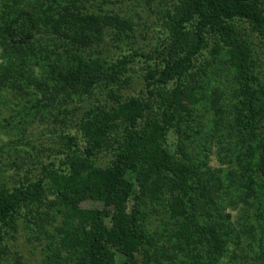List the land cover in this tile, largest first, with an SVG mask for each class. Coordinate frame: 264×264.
I'll list each match as a JSON object with an SVG mask.
<instances>
[{"label":"trees","instance_id":"trees-1","mask_svg":"<svg viewBox=\"0 0 264 264\" xmlns=\"http://www.w3.org/2000/svg\"><path fill=\"white\" fill-rule=\"evenodd\" d=\"M242 20L262 34L264 1L182 0L153 52L113 57L133 22L102 2L0 0V102H33L64 142L62 159L33 157L39 167L23 179L0 173V264L7 228L23 211L41 214L46 236L53 228L44 264L264 257V73ZM210 38L212 62L199 61ZM134 56L154 59L143 92L125 97ZM218 67L232 71L228 89L213 78ZM102 92L108 107L94 100ZM213 146L225 166H209ZM102 151L112 156L105 164ZM239 202L256 220H231L226 208Z\"/></svg>","mask_w":264,"mask_h":264},{"label":"rangeland","instance_id":"rangeland-1","mask_svg":"<svg viewBox=\"0 0 264 264\" xmlns=\"http://www.w3.org/2000/svg\"><path fill=\"white\" fill-rule=\"evenodd\" d=\"M95 2H102L104 6L114 9L122 16L130 18L133 22L132 29L127 31L129 39L125 40L119 49H114L110 52L113 57L128 54L132 48L134 49L132 51H137L143 55L153 52L154 46H158L160 43L159 37L161 36L160 33L164 30L165 19L168 15L174 14L182 5V0H95ZM237 24L239 30L249 40L252 55L257 59L260 65V73L263 74L264 30L262 34L257 32L245 20L238 21ZM206 41L207 43L203 47L202 54L198 60L207 58L212 62L210 48L213 42L211 38ZM153 59L146 60L145 57H132V61L129 63V71H127L130 75L131 84L121 90L125 97L139 95L143 92L142 75L147 62H151ZM213 71H215L212 72L215 75L211 77L216 78L220 84L217 81L213 83H217L220 87L228 89L230 84H232V71L230 69L220 70L219 67L213 69ZM92 99L85 98V104H88ZM94 100L95 102L104 100L107 107L112 104V101L103 92L96 94ZM1 101L0 173H3L4 177L9 181L10 179H23L25 168L29 170L27 175L34 173L36 171L35 168L39 167V165H34L33 157H37L45 163L52 159L56 162L62 159V155L58 154V148L64 145V142L55 137V134L52 132V118H46L44 115L41 116L38 113L40 110L36 106H32L33 102H26L20 98H7ZM211 113L212 111L210 110L203 117L207 118ZM22 118H26V122L19 125L17 120H21ZM170 133L172 134L171 138L174 139L175 135L172 132ZM17 156H21V158H17ZM98 156L101 164H105L112 158L111 154L106 151L100 152ZM29 158H32V160ZM208 163L212 167L224 165L218 159L216 146L211 148ZM22 167L24 168L21 169ZM17 171L21 174L19 178L16 176ZM96 205L97 203L91 200L81 202L82 207ZM226 211L231 213L232 221H236L241 215L249 216L253 220H256L254 219L253 209L246 208L242 202H239L235 208L227 207ZM38 217L41 218V214H30L24 211L16 216L14 226L7 228L8 232L3 241L4 247L1 264H44L45 254L50 244L48 235L53 232V228L51 229L49 225H46L48 228L46 236L37 225L39 223ZM255 248L257 250L256 246ZM260 256V254L257 256L256 252L251 253L250 256L248 254L247 258L242 257L241 262L236 264H262L264 257Z\"/></svg>","mask_w":264,"mask_h":264}]
</instances>
